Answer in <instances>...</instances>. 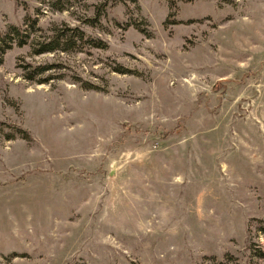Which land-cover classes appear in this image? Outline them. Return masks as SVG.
<instances>
[{
    "label": "rangeland",
    "instance_id": "374dc122",
    "mask_svg": "<svg viewBox=\"0 0 264 264\" xmlns=\"http://www.w3.org/2000/svg\"><path fill=\"white\" fill-rule=\"evenodd\" d=\"M0 47V264H264V0H0Z\"/></svg>",
    "mask_w": 264,
    "mask_h": 264
},
{
    "label": "trees",
    "instance_id": "16d2710c",
    "mask_svg": "<svg viewBox=\"0 0 264 264\" xmlns=\"http://www.w3.org/2000/svg\"><path fill=\"white\" fill-rule=\"evenodd\" d=\"M1 39L3 40L4 39V37H1ZM4 41V40H3ZM53 45H55V43L53 44V43H51V46H53ZM1 48V47H0ZM48 47L47 46H45V47H43L40 51H39V53L41 54V53H44V52H46V51H49V50H51V49H53V48H51V49H47ZM0 51H1V49H0ZM1 62V61H0ZM1 64V63H0Z\"/></svg>",
    "mask_w": 264,
    "mask_h": 264
}]
</instances>
